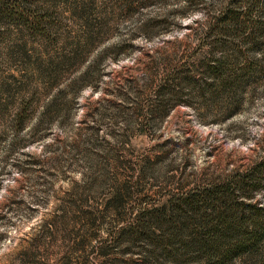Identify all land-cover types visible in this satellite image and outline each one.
I'll return each mask as SVG.
<instances>
[{
  "label": "rangeland",
  "instance_id": "obj_1",
  "mask_svg": "<svg viewBox=\"0 0 264 264\" xmlns=\"http://www.w3.org/2000/svg\"><path fill=\"white\" fill-rule=\"evenodd\" d=\"M249 5L0 0V264H205L128 233L264 159V7ZM229 6L242 25L213 32ZM259 182L238 197L264 209Z\"/></svg>",
  "mask_w": 264,
  "mask_h": 264
},
{
  "label": "trees",
  "instance_id": "obj_2",
  "mask_svg": "<svg viewBox=\"0 0 264 264\" xmlns=\"http://www.w3.org/2000/svg\"><path fill=\"white\" fill-rule=\"evenodd\" d=\"M235 1L264 7V0H232ZM241 20L236 8L229 6L215 16L209 28L220 35L230 34L240 28ZM257 28L264 32L263 28ZM224 63L218 61L211 66V70L214 77L223 80L224 87H230L232 82L237 84L240 77L234 74V79L226 82L228 79L223 76ZM164 104L167 103L164 101ZM23 115L24 112L17 115L20 127ZM263 170L264 159L225 181L197 193L182 195L172 203L170 212L166 209L144 212L131 225L132 230L128 234L152 241L168 256L178 261L182 259L185 263L191 259V263L229 264L234 258L250 252L259 255L258 264H264V254L262 256L253 252L260 251L259 246L264 241V234L258 233L259 229H264L260 218L264 209L242 202L238 197L239 194L242 196L254 192L260 184L259 175ZM254 216L257 218L254 219Z\"/></svg>",
  "mask_w": 264,
  "mask_h": 264
}]
</instances>
